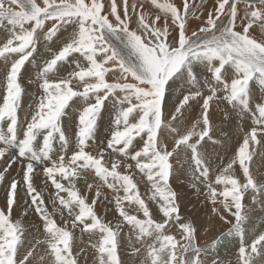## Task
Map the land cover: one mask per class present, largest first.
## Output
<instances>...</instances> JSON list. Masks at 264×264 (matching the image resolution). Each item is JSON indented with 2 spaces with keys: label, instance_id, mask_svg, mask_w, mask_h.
Instances as JSON below:
<instances>
[{
  "label": "snow or ice",
  "instance_id": "snow-or-ice-1",
  "mask_svg": "<svg viewBox=\"0 0 264 264\" xmlns=\"http://www.w3.org/2000/svg\"><path fill=\"white\" fill-rule=\"evenodd\" d=\"M203 8V0H0V264H45V256L88 264L85 233L98 264H125L128 247L144 250L141 264H225L217 248L233 238L235 264H264V232L246 235L253 206L264 210V177L250 167L257 149L264 152V0H213L206 15ZM29 68L39 96L24 111ZM216 110L244 133L226 165L215 163V149L232 134L217 136ZM181 174L205 189L212 215L229 225L210 243L181 214L172 183ZM138 175L150 185L147 201ZM105 186L112 200H101ZM104 200L115 205V224L95 211ZM30 214L45 240L29 238L22 217ZM38 244L46 249L37 259Z\"/></svg>",
  "mask_w": 264,
  "mask_h": 264
},
{
  "label": "rangeland",
  "instance_id": "rangeland-1",
  "mask_svg": "<svg viewBox=\"0 0 264 264\" xmlns=\"http://www.w3.org/2000/svg\"><path fill=\"white\" fill-rule=\"evenodd\" d=\"M203 0V4H204V12H205V15L207 13V10L210 9L212 6H213V0H209V2L206 0ZM208 2V3H207ZM196 3L199 4L201 3V0H196ZM208 5V6H207ZM199 23L198 22H194L192 25L193 27H196V25ZM30 71H31V68L28 69V71L26 73H22V76L23 77V82H24V86H25V89H26V95L25 97L27 96V99L30 100V98L33 100V103L36 101L37 97L39 96V89L37 88V85L36 84H28L27 81L30 80V79H35V75L30 78ZM205 75H208L206 72H205ZM201 80H203V76L201 77ZM183 85L182 83L177 85V92H179V88L183 87L181 86ZM36 86V87H35ZM35 88V89H34ZM33 90V91H32ZM28 91V92H27ZM31 94V95H30ZM37 94V95H36ZM178 94V93H177ZM30 96V97H29ZM33 96V97H32ZM33 105V104H32ZM22 108L24 111H27V108L26 106H23L22 105ZM68 111V110H66ZM217 113V114H216ZM221 112L219 110H216L215 111V114L213 116V121H214V127L217 129V136L220 135V131L223 130V131H227L230 132L232 134V138H233V135L236 134L237 136H240L242 135L243 137V132L240 130V127H237L235 126L236 122L237 124H241L240 121H232V125H231V122L229 121H224L223 120V115L222 113L220 114ZM23 115V113H21ZM75 115V116H74ZM77 116V117H76ZM71 118H73V131L75 130V123H76V120L78 119V113H74L72 114ZM67 119V117L65 118ZM221 119V120H220ZM235 122V123H234ZM236 124V125H237ZM230 125V126H229ZM248 125V124H247ZM226 126V127H225ZM229 127V128H228ZM223 128V129H221ZM231 128V130H230ZM244 128L245 130H247L248 126L246 127L244 125ZM107 129V127H106ZM106 129H104L102 132H99V139H98V143H103L105 138L107 137V134H108V129L106 131ZM234 130V131H233ZM239 130V131H238ZM106 133V135L104 134ZM234 133V134H233ZM240 134V135H239ZM101 137V138H100ZM103 138V139H102ZM231 138V139H232ZM230 139V140H231ZM228 149V150H226ZM230 147L229 148H226V147H221V146H217V148L215 149V152L216 153H220L219 155V158H217L215 160V163L217 165H219L221 162H223L225 165L227 163V161H229L233 155V150H232V147H231V150H230V153H228ZM222 151V153H221ZM229 155H228V154ZM232 154V155H231ZM231 155V156H230ZM225 156V157H223ZM219 160V161H218ZM14 172L11 171V175L12 177H15L16 176V173L19 172V166L18 165H14ZM250 167H251V170L253 172L254 175H256L257 177H264V152H261L260 149H257V152H256V155L253 156L252 158V161L250 163ZM119 171H121L122 173H125L127 174V171L123 165L121 166L120 169H118ZM14 175V176H13ZM182 176V177H181ZM186 175L184 174H181L179 176L178 179H174L172 181V183L175 185V183H179L181 184H185L187 187H190L192 188V181L190 179V177H187L185 178ZM181 177V179H180ZM185 178V179H184ZM134 179L138 180L139 183H138V187L140 189V194L142 196V198H144L146 201L148 200V197L149 195H151V191H150V185L147 186V183H146V178L144 177H141V176H137L135 177ZM177 180V181H176ZM187 181V182H184ZM42 181H43V177H38L37 180H36V183H37V186H38V189L43 187V184H42ZM87 182H88V179H87ZM66 183V182H65ZM90 183H94V181H90ZM99 181L95 184H98ZM142 183V184H141ZM188 185H187V184ZM191 183V185H190ZM50 184V182H49ZM190 185V186H189ZM77 186H79L82 194H87L88 195V198H89V201L94 197V193H86L85 191V179L84 178H81L80 180H78V183H77ZM175 188V187H174ZM104 190L102 191L101 189V192H102V195L101 196V200L104 199L105 196H107L108 200H112L113 199V196H114V193L112 191H109L108 188L105 189V187L103 188ZM195 189V188H194ZM202 192L205 191V189L203 187H201ZM106 190V191H105ZM184 190V189H183ZM55 189L54 187H48L46 189V192H45V200H46V203L48 204L49 206V211L51 212L52 211V208H51V205L50 203L48 202V193H54ZM149 191V192H148ZM108 192V193H107ZM183 192V191H182ZM109 194V195H108ZM62 195H66V194H63ZM121 195H123V193H121ZM184 195V196H183ZM182 196L183 198L181 197L180 199V203H181V211H185L186 212H191L193 213V219H197L199 222L198 224H202V228L203 226H205L206 223H208L207 221L210 220L211 222L213 221H216L217 223H213L214 224V227H210L211 229V235L208 236L207 238H203L204 236H202V242H211L212 239H214L217 235H219V233L221 231H226L227 228L229 227V225H226V227L224 228L223 227V223L220 222L217 218H213V215L210 213L209 214V211L211 210V208H209V206L206 205V202L204 201H200L198 202L197 201V196H193V195H188V194H183L182 193ZM191 197V198H190ZM196 197V198H195ZM184 201H183V200ZM108 200H104V202L106 203H101L100 201L97 202V205L95 206V211L97 212L98 215H100L106 222L107 221H111L113 222V224H115L117 222V217H118V212L116 211L115 209V205L114 203H108ZM190 200V201H189ZM192 200V201H191ZM195 201V202H194ZM191 202V203H189ZM246 203H249L250 202V197L246 196V200H245ZM194 203V204H193ZM3 205V201H2V194H0V206ZM22 206L20 208H17V210L15 209L14 213H13V217H17V218H21V209L23 208V204H21ZM127 202H125V210L129 212V214H135V215H142V213H138L136 212V206L135 205H129ZM200 205V207H198ZM59 206V205H58ZM109 206V207H108ZM191 206V207H190ZM190 207V208H189ZM254 211L252 212V219L251 221L246 225V228L248 230V232L246 233V235L250 236L251 233H256V234H259L260 232H264V219L263 217H258L256 216L257 212L259 211L261 207V205L257 204V205H254ZM198 208V209H197ZM200 208V209H199ZM105 209H111V211H108L106 214H105ZM102 210V211H101ZM198 210V211H197ZM200 211V212H199ZM205 211V212H204ZM20 214H18V213ZM64 212V219H71L70 217H68L67 215V210H63ZM262 213L264 212H260L259 215H261ZM60 213L57 212L54 213V218L57 220V223L62 225L63 224V221L60 219ZM202 218V216H204ZM29 217V218H28ZM35 217V218H34ZM108 217V218H107ZM209 219H208V218ZM257 217V218H256ZM158 220H159V217L157 216L156 217ZM201 218V219H200ZM206 219V221L204 220ZM208 219V220H207ZM24 224L27 226L28 225V235H29V238L32 239L33 243H35V240H40V241H43L46 239V236L43 232V230L41 229V231L39 233L36 232L35 228H32L31 225H33L34 223L35 224H39V219L36 215L34 214H30L29 216L27 217H23L22 218ZM195 220V223L196 221ZM201 220H202V223H201ZM34 221V222H33ZM32 223V224H31ZM221 226V227H220ZM260 229V230H259ZM125 232L128 231L127 228L124 229ZM201 231L203 232V234H205L206 232L202 229H200L199 233H201ZM258 231V232H257ZM173 233L177 235V238H179V233L177 231V229H174L173 230ZM202 234V235H203ZM76 235L77 236H80V233H79V230H77L76 232ZM200 235V234H199ZM95 240H90L89 239V236L87 233H85L82 237H81V246L84 247L86 249V251L88 252V264H98V259H97V256L95 255V250L92 249L91 247V244L94 243ZM209 242V243H210ZM237 243V244H236ZM133 244L136 246V247H141L140 244L136 243L135 239L133 238ZM236 244V245H234ZM233 246V249H231L230 247ZM238 239L237 238H233L231 239L230 242H227L225 244H222L220 245L218 248H217V252L216 254L218 255V257L220 259H222L225 264H229V262H231V264H235V253H237L238 251ZM36 248L37 249V252H36V256H37V259L40 255H45V249H46V245L45 244H38L36 245ZM40 252V253H39ZM232 252V253H231ZM144 256H145V252L144 250L142 249L141 252L139 254H136L133 255V252H132V248L131 247H128L127 248V251L125 254H123V260L125 261V264H141V261L144 259ZM45 264H50V260L47 256H45ZM81 264H83V261L81 262Z\"/></svg>",
  "mask_w": 264,
  "mask_h": 264
},
{
  "label": "bare ground",
  "instance_id": "bare-ground-1",
  "mask_svg": "<svg viewBox=\"0 0 264 264\" xmlns=\"http://www.w3.org/2000/svg\"><path fill=\"white\" fill-rule=\"evenodd\" d=\"M206 1V0H205ZM204 1V2H205ZM208 2H209V0H207ZM211 1V0H210ZM207 2V3H208ZM212 2V1H211ZM208 6V5H207ZM195 22V21H194ZM193 22V23H194ZM196 22H198V21H196ZM193 26V25H192ZM36 74V72H35V70L34 69H31V71H30V78H32L34 75ZM24 77V76H23ZM181 86H184V85H181ZM36 87V86H35ZM178 88V87H177ZM35 89V88H34ZM180 89V88H179ZM33 91V90H32ZM179 91V90H178ZM28 92V91H27ZM178 93V92H177ZM259 94V93H258ZM31 95V94H30ZM37 95V94H36ZM30 97V96H29ZM33 97V96H32ZM34 100V99H33ZM33 100L30 98V100L29 99H27V96L25 97H23V102H22V105L23 106H26V107H28V105H30V104H33L34 105V103H33ZM27 110H28V108H27ZM217 114V113H216ZM221 114V113H220ZM75 116V115H74ZM77 117V116H76ZM72 120H73V118H72ZM221 120V119H220ZM77 121V120H76ZM235 121V120H234ZM237 121V120H236ZM239 121V120H238ZM235 123V122H234ZM233 123L231 122V125H232ZM236 124H237V122H236ZM235 124V126H237V127H239V124H237L236 125ZM244 125L247 127L248 125H247V123L245 122L244 123ZM75 126V125H74ZM230 126V125H229ZM226 127V126H225ZM229 128V127H228ZM104 129H106V127L104 128ZM221 129H223V128H221ZM230 130H231V128H230ZM106 131H107V129H106ZM228 131V130H227ZM232 131V130H231ZM234 131V130H233ZM239 131V130H238ZM220 133V132H219ZM105 135H106V133H104ZM234 134V133H233ZM237 134V133H236ZM236 134H234L233 135V138L231 139V140H229L228 141V145L226 146V148H229L230 147V149H229V151H228V153H230V150H231V147H232V150L233 149H235L236 148V146H237V144H238V142H240L241 140H242V135H240V136H237ZM108 135V134H107ZM219 136V135H218ZM101 138V137H100ZM103 139V138H102ZM101 142V141H100ZM99 142V143H100ZM223 148V147H222ZM226 150H228V149H226ZM221 153H222V151H221ZM227 153V154H228ZM220 154V153H219ZM229 155V154H228ZM232 155V154H231ZM230 155V156H231ZM223 157H225V156H223ZM219 158V157H218ZM219 161V160H218ZM228 162V161H227ZM19 169V168H18ZM12 172H14L13 170H12ZM15 173V172H14ZM12 174V173H11ZM17 174V173H16ZM14 176V175H13ZM16 177V176H15ZM182 177V176H181ZM181 177H180V179H181ZM188 177V176H187ZM185 178H186V176H185ZM184 178V179H185ZM87 179H88V182H90V181H94V183H97L98 182V178H93V177H91V176H89V177H87ZM177 181V180H176ZM180 181V180H179ZM179 181H178V183H175V185L173 184V187H175L179 192H180V194H181V197L183 198V196H182V193L183 194H188V195H193V196H197V201L198 202H200V201H204L205 202V199H204V195H203V192H202V190L203 189H201L200 188V192L198 193L197 191H196V189H194L193 187L192 188H190L191 186V183H190V187H187L185 184H180L179 183ZM188 181V180H187ZM187 181H185L184 180V182H187ZM77 183H78V181H77ZM174 183V182H173ZM142 184V183H141ZM187 184V183H186ZM189 184V183H188ZM187 184V185H188ZM147 186H149V185H147ZM78 188H79V186H77ZM202 187V186H201ZM107 187L105 186V189H106ZM184 189V190H183ZM104 189L102 188V191H103ZM106 191V190H105ZM109 191H112L111 189H109ZM183 191V192H182ZM149 192V191H148ZM102 193V192H101ZM108 193V192H107ZM109 195V194H108ZM103 196V195H102ZM150 196V195H149ZM191 198V197H190ZM196 198V197H195ZM102 199V198H101ZM181 199V198H180ZM183 200V199H182ZM2 201H3V199H2ZM184 201V200H183ZM190 201V200H189ZM192 201V200H191ZM106 202V201H105ZM105 202H103V203H105ZM181 202V201H180ZM195 202V201H194ZM189 203H191V202H189ZM106 204V203H105ZM194 204V203H193ZM206 205L207 206H209V208H211V205L210 204H207L206 203ZM22 206V205H21ZM129 206V205H128ZM109 207V206H108ZM191 207V206H190ZM189 207V208H190ZM198 207H200V205L198 206ZM185 208V207H184ZM184 208H183V210H184ZM198 209V208H197ZM200 209V208H199ZM17 210V209H16ZM22 210V209H21ZM181 211V214H182V216H185V217H190V218H192L193 219V213H191V212H186V210L185 211ZM102 211V210H101ZM198 211V210H197ZM137 212V211H136ZM200 212V211H199ZM205 212V211H204ZM260 212H264V210H262V208H260L259 209V211L257 212V214H256V216H258V217H263V219H264V213H262L261 215H259L260 214ZM18 213V212H17ZM211 213V210L209 211V214ZM18 214H20V213H18ZM57 214V213H56ZM212 214V213H211ZM60 215V214H59ZM203 217H205V215L204 216H202V218ZM15 218H17V217H15ZM23 218V217H22ZM29 218V217H28ZM35 218V217H34ZM108 218V217H107ZM208 218V217H207ZM213 218H214V216H213ZM257 218V217H256ZM201 219V218H200ZM209 219V218H208ZM207 219V220H208ZM194 220H197V219H195L194 218ZM205 221H206V219H204ZM200 221V220H199ZM198 220L196 221V225H197V227H198V229H199V231H200V229H202V230H204L205 231V229H208V231L205 233V234H203V232L201 231V233H199L200 235H199V239H200V241L202 242L203 240H202V236H204L203 238H207L208 236H210L212 233H211V229H210V227H214V224L213 223H217L216 221H213V222H211L210 220H208L207 222L208 223H206L205 224V226H203V228H202V224H198V222H199ZM34 222V221H33ZM24 223V222H23ZM40 223V222H39ZM201 223H202V220H201ZM32 224V223H31ZM35 224V223H34ZM28 226V225H27ZM221 227V226H220ZM223 227L225 228L226 227V225H224L223 224ZM260 230V229H259ZM258 232V231H257ZM203 234V235H202ZM209 242H210V240H209ZM203 243V242H202ZM237 244V243H236ZM236 244H234V245H236ZM231 249H233V246H231L230 247ZM38 249V248H37ZM40 253V252H39ZM232 253V252H231ZM136 256V255H135Z\"/></svg>",
  "mask_w": 264,
  "mask_h": 264
}]
</instances>
